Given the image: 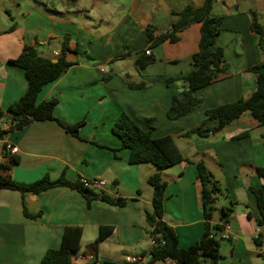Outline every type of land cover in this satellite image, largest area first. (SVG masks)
Returning a JSON list of instances; mask_svg holds the SVG:
<instances>
[{
    "label": "crops",
    "instance_id": "0c3cea01",
    "mask_svg": "<svg viewBox=\"0 0 264 264\" xmlns=\"http://www.w3.org/2000/svg\"><path fill=\"white\" fill-rule=\"evenodd\" d=\"M9 1L0 14V110L14 104L27 84L23 68L8 60L18 56L25 43L54 60L67 34L66 59L71 64L41 87L36 101L55 98V117L66 124H82L79 136L55 120H35L10 131L0 138V162L11 155L4 150L6 141L18 147L12 154L16 162L8 170L15 181L30 183L44 175L56 179L61 173L72 181L97 177L105 185L92 187L95 191L126 202L116 206L93 200L88 206L79 191L67 186L40 194L0 189V264H40L48 249L60 246L67 225L82 228L73 264H135L150 259L145 211L152 207L153 189L147 178L159 169L152 163L129 162V149L120 147L121 140L112 131L122 111L154 137L171 135L181 154L192 160L160 171L167 182L163 218L176 232L178 245L195 243L205 227L195 166L201 159L221 186L211 223L221 224V208L236 202L228 218L230 238L219 241L222 258L217 264H264V253L254 241L263 229L256 223V199L248 188L264 183L256 172V167H264V127L244 111L207 138L182 136L205 120L206 108L247 97L256 88V74L248 67L264 60V50L251 22L256 14L264 32V0H215L211 14L222 21L214 46L222 47L228 69L197 90L202 102L196 109L176 119L167 118L166 112L172 96H180L182 84L165 81L194 68L200 23L178 31L176 41L158 44H151L147 28L154 36L169 31L177 19L175 12L198 7L204 0ZM147 48L154 59L140 68L135 59L146 55ZM139 82L145 86H129ZM245 131L248 135L233 138ZM100 226L113 229L91 247Z\"/></svg>",
    "mask_w": 264,
    "mask_h": 264
},
{
    "label": "trees",
    "instance_id": "16d2710c",
    "mask_svg": "<svg viewBox=\"0 0 264 264\" xmlns=\"http://www.w3.org/2000/svg\"><path fill=\"white\" fill-rule=\"evenodd\" d=\"M214 2L215 0H204L198 7L185 6L182 10L175 12L177 19L172 23L169 31L154 36L153 30L150 27L147 28V37L151 44H158L164 40L176 41L178 31L190 24L200 23L198 48L192 54L194 68L186 74L173 76L165 81L166 84L170 82L182 84L180 96L173 95L171 98L166 112L169 119H176L196 109L202 102L201 97L197 95V90L210 84L217 79L220 73L226 72L228 69L222 47L214 46L222 21L221 16L211 14ZM251 29L257 34L259 46L264 50L263 26L258 22L256 14L252 18ZM68 40L69 37L65 34L62 38V49L56 61L41 56L35 46L28 43L23 45L18 56L8 60L9 64L23 68L27 84L24 93L14 104L8 106L6 110H0V136H5L8 132L22 128L35 120H55L66 132L79 136L78 130L82 121L66 124L55 117L54 108L57 99L36 101L41 87L57 78L71 64L66 59V51L70 49ZM153 59L150 55H139L136 57L135 63L138 67L143 68ZM248 70L256 74L254 91L247 97H240L232 102L206 108L204 113L207 119L214 123L209 125L202 122L190 127L182 134L183 137L207 138L211 133L220 130L239 117L244 111H249L257 119L259 125L264 127V60L248 67ZM129 86L143 87L145 82L129 84ZM9 111L12 114H8ZM3 123L8 125L7 128H2ZM112 131L120 138V147L129 149L130 163H152L159 169L147 178L153 189L152 207L145 211L148 235L154 240L150 248L151 257L147 262L138 261L135 264H149L156 260L180 264H217L222 258L217 234L222 229V223L228 222L236 202L230 201L228 206L221 208L224 219L221 224L211 223L214 202L217 194L221 192V186L204 161L201 159L195 161V166L201 183L200 205L205 218V227L195 243L183 248L178 245V236L173 227L163 218V200L167 182L162 178L160 171L182 161L192 162V160L181 154L171 135L154 137L150 129L141 127L124 111L116 117ZM246 135H248V131L233 138ZM262 138L264 144V133ZM15 162L16 158L12 155H6L5 160L0 162V189L18 190L22 194L25 192L40 194L50 187L67 186L79 191L85 197L88 206L93 200L104 201L116 206H122L126 202L125 198L111 197L102 191H95L91 186L84 185L79 180H69L64 173H61L56 179H50L44 175L30 183L15 181L8 174V170ZM256 172L264 178V167H256ZM248 188L254 193L256 199L258 208L256 223L263 229L254 237L255 243L260 245L264 237V183L259 187L248 186ZM248 215L250 214L248 213ZM112 229V226H100L97 237L90 243L91 247H96L97 242L109 235ZM81 235V226H65L60 246L48 249L43 254L40 264H73L72 257L79 249Z\"/></svg>",
    "mask_w": 264,
    "mask_h": 264
},
{
    "label": "built area",
    "instance_id": "2783aa9c",
    "mask_svg": "<svg viewBox=\"0 0 264 264\" xmlns=\"http://www.w3.org/2000/svg\"><path fill=\"white\" fill-rule=\"evenodd\" d=\"M151 53L150 49L147 48L145 50V54L149 55ZM7 124L3 123L2 128H7ZM3 136H0L2 138ZM4 150L8 151L11 155L18 152V147L15 145H12L6 141L3 142ZM79 181L87 186L91 187H100L102 188L105 185V181L103 179L97 178V177H81ZM219 235L221 238H230V232H229V223L227 221H224L222 223V229L219 232ZM154 242L153 239H151V244ZM261 251L264 253V237L261 240V244L259 245ZM134 260V259H133ZM135 261V260H134Z\"/></svg>",
    "mask_w": 264,
    "mask_h": 264
},
{
    "label": "rangeland",
    "instance_id": "374dc122",
    "mask_svg": "<svg viewBox=\"0 0 264 264\" xmlns=\"http://www.w3.org/2000/svg\"><path fill=\"white\" fill-rule=\"evenodd\" d=\"M9 2H10L9 0H0V14H1V13H5L4 10L2 9V7H3L4 5H10ZM203 122L206 123V124L211 123V121L208 120L207 117H205V120H204ZM201 123H202V122H201ZM218 237H219V236H218ZM222 239H225V238H219V241H221Z\"/></svg>",
    "mask_w": 264,
    "mask_h": 264
},
{
    "label": "water",
    "instance_id": "95a60500",
    "mask_svg": "<svg viewBox=\"0 0 264 264\" xmlns=\"http://www.w3.org/2000/svg\"><path fill=\"white\" fill-rule=\"evenodd\" d=\"M53 61H56V59H54ZM8 114H12V112L9 111ZM148 257H150V255Z\"/></svg>",
    "mask_w": 264,
    "mask_h": 264
}]
</instances>
